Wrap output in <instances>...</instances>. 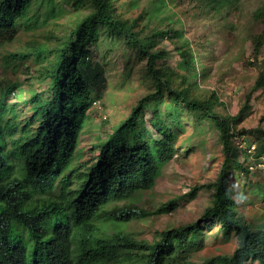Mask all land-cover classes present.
<instances>
[{"label": "trees", "instance_id": "trees-1", "mask_svg": "<svg viewBox=\"0 0 264 264\" xmlns=\"http://www.w3.org/2000/svg\"><path fill=\"white\" fill-rule=\"evenodd\" d=\"M43 1L48 8L41 17L34 11L38 0H0V33L13 39L22 26L31 30L46 24L56 16L57 6L55 0ZM73 4L89 5V12L59 44L16 53L21 59L34 56L37 61L55 57L41 77L47 91L30 99L33 113L27 124L22 127L7 118L9 111L15 117L16 112L0 101V264H192V248H201L206 230L217 222L223 239L236 238L238 245L231 255L212 257L205 264H264V231L238 217L231 194L234 169L249 172L233 156V137L261 133L264 152V129L236 132L234 122L242 110L225 117L215 112L219 100L215 92L199 97L192 83L175 87L169 71L158 64L166 54L156 49L162 31L143 35L135 21L115 14L111 0H74ZM99 33L113 44L120 43L126 66L135 58L152 89L100 145L96 162L78 175L80 184L71 189L73 174L67 171L88 111L106 84L103 64L92 65L84 49V43L97 41ZM261 45L258 39L257 55ZM181 55L195 73L191 53L183 50ZM261 87L264 70L254 86ZM162 104H166L164 112ZM147 107L152 109L151 126L158 137L145 124ZM185 119L197 126L209 120L220 132L225 158L216 180L196 185L188 193L194 198L198 190L209 188L212 203L198 220L164 230L152 243L138 240L121 228L139 216L138 209H111L110 205L154 187L175 154ZM174 208L175 202L169 201L162 209Z\"/></svg>", "mask_w": 264, "mask_h": 264}, {"label": "rangeland", "instance_id": "rangeland-1", "mask_svg": "<svg viewBox=\"0 0 264 264\" xmlns=\"http://www.w3.org/2000/svg\"><path fill=\"white\" fill-rule=\"evenodd\" d=\"M73 1L55 0V17L31 30L20 27L13 39L0 33V101L16 112L15 117L9 111L7 118L16 119L22 127L33 113L32 96L47 91L48 84L41 77L55 57L37 61L34 56L21 59L16 53L31 51L39 45L52 49L68 36L89 12V5L77 8ZM111 3L115 14L135 21L137 30L143 35L163 32L157 37L156 49L166 54L158 64L169 71L175 87L192 83L199 97H209L215 92L219 99L215 112L225 117L239 115L242 110L234 122L236 132L264 129V87L254 88L260 71L264 70V0L227 3L217 0H111ZM47 8L43 0L34 4L35 13L41 17L46 15ZM258 39L262 45L257 55ZM113 43L104 33L98 34L97 41L84 43L92 65L103 64L106 84L88 111L74 162L67 171L73 174L71 189L79 186L78 175L87 173L96 162L100 145L152 89L135 58L130 64L132 68L126 66L120 43ZM183 50L191 53L195 60V73L185 63L181 55ZM165 105L160 106L162 112L166 111ZM151 118L152 109L147 107L145 124L151 134L158 137L151 126ZM182 129L175 154L163 166L154 187L110 205L111 209H138V217L121 225L125 233L138 240L152 243L162 231L198 220L212 203L213 191L209 188H201L194 198L188 193L196 185L216 180L225 158L220 132L209 120H202L197 126L185 119ZM233 142V156L249 170L234 169L233 208L242 221L264 231L263 135L248 132L234 136ZM169 201L175 202V208L163 212L162 208ZM219 225L214 223L206 230L199 250L192 248V264H205L212 257L234 252L238 240L223 239L218 232ZM107 228L114 231L111 224Z\"/></svg>", "mask_w": 264, "mask_h": 264}, {"label": "built area", "instance_id": "built-area-1", "mask_svg": "<svg viewBox=\"0 0 264 264\" xmlns=\"http://www.w3.org/2000/svg\"><path fill=\"white\" fill-rule=\"evenodd\" d=\"M253 148H255V145L253 146ZM250 169H253V166H250Z\"/></svg>", "mask_w": 264, "mask_h": 264}]
</instances>
